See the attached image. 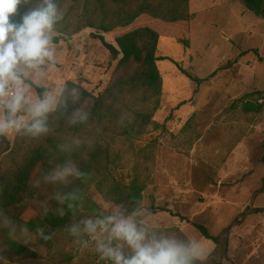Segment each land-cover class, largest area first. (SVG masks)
I'll return each instance as SVG.
<instances>
[{
    "label": "rangeland",
    "instance_id": "374dc122",
    "mask_svg": "<svg viewBox=\"0 0 264 264\" xmlns=\"http://www.w3.org/2000/svg\"><path fill=\"white\" fill-rule=\"evenodd\" d=\"M189 14V21L181 23L141 16L130 27L103 35L106 42L114 44L121 34L149 27L159 36L157 57L169 58L191 77L205 80L196 84L174 63L158 61L163 85L153 125L133 141L118 133L106 140L114 153V177L128 184L136 176L146 186L142 211L129 216L150 236L201 244L204 259L214 246L193 224L205 226L216 236L246 207L264 209V194L252 199L264 178L260 163L264 146V19L248 12L239 0H190ZM95 32L85 29L67 38L52 31L53 58L28 70L24 79L43 91L39 94L29 83L21 82L29 96H55L68 81L80 83L94 95L101 93L116 62L111 63L108 52L91 37ZM53 38L59 42L54 44ZM5 99L0 98V118L6 115L2 107ZM246 101L260 104L262 109L244 112L241 105ZM20 115L28 119L26 113ZM17 133H0V173L20 161L17 154L2 153L6 142L12 148ZM92 194L105 212H120L119 206L105 202L94 189ZM151 199L157 208L154 214L148 211ZM105 236L101 232L88 234L79 245L47 249L36 243V234L21 231L13 239L38 257H17L2 238L0 255L7 258V264H112L96 250ZM122 251L130 255L127 246ZM64 253L71 254L72 260L67 262ZM222 264H264L263 214L245 217L232 230L228 258Z\"/></svg>",
    "mask_w": 264,
    "mask_h": 264
},
{
    "label": "trees",
    "instance_id": "16d2710c",
    "mask_svg": "<svg viewBox=\"0 0 264 264\" xmlns=\"http://www.w3.org/2000/svg\"><path fill=\"white\" fill-rule=\"evenodd\" d=\"M189 1L55 0L59 18L52 31L68 38L85 29L95 30L91 37L100 42L110 62L116 65L107 86L98 95L87 91L80 83L66 82L62 88L63 101L47 114L44 130L22 128L12 148L6 142L2 149V153L20 157L11 170L0 173V238L17 257L34 260L38 254L13 239L10 233L13 226L15 234L21 231L36 234V243L47 249L85 242L88 235L85 222L110 215L97 205L92 189L105 202L119 206L125 216L142 211L145 183L136 176L128 184L114 177V153L111 142L106 139L118 133L125 140L133 141L153 125L163 85L158 61L174 63L182 75L196 84L205 80L191 77L169 58L157 57L159 36L149 27L121 34L114 38V44L106 42L103 35L126 29L141 16L164 23L188 22ZM239 1L248 12L264 19V0ZM41 3L42 0H20L13 21L20 22ZM52 41L57 44L59 38ZM24 81L37 93L43 91L29 80ZM241 107L244 112L253 113L262 109L260 104L250 101L243 102ZM260 163L264 165V146ZM65 165L77 169L79 175L64 181L49 179ZM262 194L264 178L252 199ZM148 211L151 214L157 211L153 199ZM254 214L264 215V209L246 207L216 236H211L205 226L193 224L201 237L214 246L211 253L196 264H222L228 258L232 230L245 217ZM63 255L67 262L72 260L71 254Z\"/></svg>",
    "mask_w": 264,
    "mask_h": 264
},
{
    "label": "clouds",
    "instance_id": "9594fccd",
    "mask_svg": "<svg viewBox=\"0 0 264 264\" xmlns=\"http://www.w3.org/2000/svg\"><path fill=\"white\" fill-rule=\"evenodd\" d=\"M19 3L20 0H0V98H6L2 105L6 115L0 118V133L22 128L44 130L47 114L63 101V89L55 96L33 99L21 84L28 76V70L37 69L53 58L51 32L59 18L57 4L55 0H42L39 7L27 12L17 23L12 17L17 13ZM21 113H26L28 119ZM76 175H79L77 169L65 165L49 179L64 181ZM85 231L90 235L106 233L97 243L96 250L101 258L112 264H196L204 255L201 244L150 236L133 216H125L119 211L102 219L86 221ZM15 232L13 226L10 233L14 235ZM123 246H127L130 255L123 253ZM0 264H7L3 255H0Z\"/></svg>",
    "mask_w": 264,
    "mask_h": 264
},
{
    "label": "water",
    "instance_id": "95a60500",
    "mask_svg": "<svg viewBox=\"0 0 264 264\" xmlns=\"http://www.w3.org/2000/svg\"><path fill=\"white\" fill-rule=\"evenodd\" d=\"M122 57V55H119V58H121Z\"/></svg>",
    "mask_w": 264,
    "mask_h": 264
},
{
    "label": "crops",
    "instance_id": "0c3cea01",
    "mask_svg": "<svg viewBox=\"0 0 264 264\" xmlns=\"http://www.w3.org/2000/svg\"><path fill=\"white\" fill-rule=\"evenodd\" d=\"M105 39H106V38H105ZM72 82H73V81H72ZM74 83H78V82H75V81H74Z\"/></svg>",
    "mask_w": 264,
    "mask_h": 264
}]
</instances>
